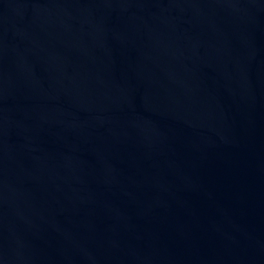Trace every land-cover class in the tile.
<instances>
[{
  "label": "water",
  "instance_id": "water-1",
  "mask_svg": "<svg viewBox=\"0 0 264 264\" xmlns=\"http://www.w3.org/2000/svg\"><path fill=\"white\" fill-rule=\"evenodd\" d=\"M0 264H264V0H0Z\"/></svg>",
  "mask_w": 264,
  "mask_h": 264
}]
</instances>
